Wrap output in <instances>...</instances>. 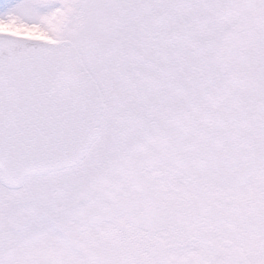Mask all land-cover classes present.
<instances>
[{
	"label": "snow or ice",
	"instance_id": "1",
	"mask_svg": "<svg viewBox=\"0 0 264 264\" xmlns=\"http://www.w3.org/2000/svg\"><path fill=\"white\" fill-rule=\"evenodd\" d=\"M0 264H264V0H0Z\"/></svg>",
	"mask_w": 264,
	"mask_h": 264
}]
</instances>
